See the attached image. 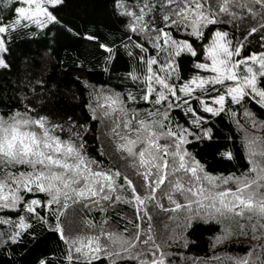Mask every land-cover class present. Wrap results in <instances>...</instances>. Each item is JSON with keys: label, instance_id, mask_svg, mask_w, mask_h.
I'll list each match as a JSON object with an SVG mask.
<instances>
[{"label": "snow or ice", "instance_id": "6c2138e0", "mask_svg": "<svg viewBox=\"0 0 264 264\" xmlns=\"http://www.w3.org/2000/svg\"><path fill=\"white\" fill-rule=\"evenodd\" d=\"M113 4L125 18L124 32L107 42L66 23L60 16L65 0H15L12 14L0 17L2 68L9 67L3 54L14 33L29 30L35 36V30L49 26L97 42L104 73L113 71L118 58H128L122 90L82 81L88 118L69 117L67 138L60 134L65 124L40 110L43 79L29 84L40 103L27 95L13 105L0 101V247L11 255L9 246L24 243L25 236L38 242L35 225L40 224L65 245L64 264H175L169 257L176 254L166 249L187 247L188 240L176 228L157 236L150 206L171 213L184 230L198 221L220 225L213 247L249 230L254 239L264 236V120L248 107L255 103L264 114V50L245 51L248 37L258 32L264 48V0ZM245 16L258 23L240 37ZM234 105L242 109L244 124ZM224 116L240 132L247 163L239 174L214 175L206 167L207 154L236 159L214 134V118ZM93 121L106 126L123 171L108 158L103 143H93L90 154L89 140H99ZM121 203L135 211L132 217L118 213L125 221L118 229L106 214ZM76 205L98 210L100 220L85 218L81 232L66 234L62 217ZM235 217V229L225 225V219ZM55 261L45 256L37 264ZM232 264L249 261L239 258Z\"/></svg>", "mask_w": 264, "mask_h": 264}, {"label": "trees", "instance_id": "16d2710c", "mask_svg": "<svg viewBox=\"0 0 264 264\" xmlns=\"http://www.w3.org/2000/svg\"><path fill=\"white\" fill-rule=\"evenodd\" d=\"M65 4L60 16L77 31L94 32L102 39H106V42L118 38L124 32L125 18L115 13L113 0H65ZM14 6L15 0H0V17L11 15ZM257 23L258 18L254 20L245 16L244 21L239 25L237 35L243 37L247 30ZM49 28L51 30H35L37 32L35 36L29 30L13 34V39L8 45L9 52L3 54L9 67H0V101L13 105L19 103L23 96L27 95L29 100L40 103L36 95L31 92L29 84H34L37 79H43L45 88L43 92H40V96L43 97L40 110L50 119L65 124V131L60 134L67 138L69 135L67 125L71 122L69 117L72 121H83L88 118L84 105L88 102L89 96L82 81L87 80L95 84L97 88L104 85L115 87L120 91L123 88L122 74L128 68V58L127 56L118 58L119 62L113 64V71L104 73L102 70L104 54L103 50L97 48V42L73 37L58 27L49 26ZM258 36L259 32L248 37L245 51L264 50L261 48ZM97 61H100L99 65ZM77 77L80 79L78 80ZM233 107L240 109L239 105ZM248 107L258 119L264 120V114H261L258 105L250 103ZM214 119L216 120L214 134L219 136L218 142L230 147L236 159L227 160L207 154L206 167L214 175L239 174L247 163L240 140L237 139L240 132L227 116H224L222 121L219 118ZM238 119L242 124L245 123L242 109H240ZM92 123L99 128L97 133L99 140H89L90 154L93 151L91 147L93 143H103L108 158L123 171L124 162L113 151V143L105 131L106 126L96 121ZM247 126L250 128V125ZM196 151L201 150L197 148ZM198 158H200L199 155ZM202 162L205 161L202 160ZM163 202L167 206V200ZM134 211L131 205L123 203L116 205L115 210L110 209L106 214L110 217L109 225L122 229L125 221L118 213L132 217ZM149 211L153 217L157 236L170 232L173 228H176L177 232L184 231L188 246L183 247L177 244L166 249L176 254L169 257L175 261V264H197L198 261H207L208 264H232L233 260L239 258H246L249 264H264V236H260L259 233L258 238L254 239L249 230L247 235H234L228 241L213 247L214 237L220 234V225L215 222H194L192 227L184 230L176 227L180 221L172 220L171 213L151 206ZM100 216L101 213L98 210L90 211L76 205L69 207L66 216L62 217V222L66 234H75L84 229L83 220L85 218H94L99 222ZM238 220V217L225 219L224 223L232 225L235 229ZM35 231L39 235V241L32 242L30 237L25 236L24 243L9 246L11 255L4 247H0V264H37L38 259L45 256L50 261L54 256L56 257L55 264H64L63 254L66 248L58 235L40 224L35 225ZM217 257L219 259H216Z\"/></svg>", "mask_w": 264, "mask_h": 264}, {"label": "rangeland", "instance_id": "374dc122", "mask_svg": "<svg viewBox=\"0 0 264 264\" xmlns=\"http://www.w3.org/2000/svg\"><path fill=\"white\" fill-rule=\"evenodd\" d=\"M109 136V138L111 139V141H112V138H111V136L110 135H108ZM112 143H113V141H112ZM122 162V161H121ZM122 169L124 170V164L122 165ZM129 174L131 175V170L129 169Z\"/></svg>", "mask_w": 264, "mask_h": 264}]
</instances>
